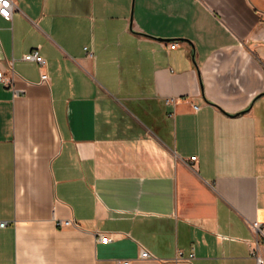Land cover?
I'll use <instances>...</instances> for the list:
<instances>
[{
  "label": "crops",
  "instance_id": "1",
  "mask_svg": "<svg viewBox=\"0 0 264 264\" xmlns=\"http://www.w3.org/2000/svg\"><path fill=\"white\" fill-rule=\"evenodd\" d=\"M12 1L0 264H257L264 0Z\"/></svg>",
  "mask_w": 264,
  "mask_h": 264
},
{
  "label": "built area",
  "instance_id": "2",
  "mask_svg": "<svg viewBox=\"0 0 264 264\" xmlns=\"http://www.w3.org/2000/svg\"><path fill=\"white\" fill-rule=\"evenodd\" d=\"M15 9V4L12 0H0V15L5 18L6 20H11L12 15ZM91 55V54H90ZM25 61H33L36 62L40 67H44L46 64L45 59L40 54V51L38 48L32 49L30 52L26 53L23 57ZM49 79L48 75L43 72L41 74V81L47 82ZM0 81H2L5 85L11 84V79L6 77L2 71H0ZM172 101V100H171ZM195 108H197L195 106ZM195 160V158H192ZM73 221L71 220H61L58 221V226H68L71 225ZM6 222H1L0 227H5ZM250 229L252 230L254 234V241L252 242L253 246L251 247V254L256 259L257 264H264L263 257L258 252V247L260 245V239H264V224L261 223L258 220L251 221L249 223ZM98 240L102 243H109L113 240V237L107 233L99 232L98 233ZM141 258H147L150 257V253L147 250H143L140 254ZM190 257H193V254L190 255ZM179 258V255H178ZM117 264H131V260H118Z\"/></svg>",
  "mask_w": 264,
  "mask_h": 264
}]
</instances>
